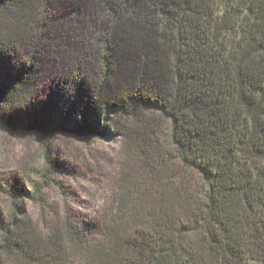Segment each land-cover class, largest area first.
<instances>
[{"label": "trees", "instance_id": "16d2710c", "mask_svg": "<svg viewBox=\"0 0 264 264\" xmlns=\"http://www.w3.org/2000/svg\"><path fill=\"white\" fill-rule=\"evenodd\" d=\"M0 110L38 143L125 142L98 238L0 201V264H264V0H0ZM45 150L33 191L15 179L43 208Z\"/></svg>", "mask_w": 264, "mask_h": 264}, {"label": "rangeland", "instance_id": "374dc122", "mask_svg": "<svg viewBox=\"0 0 264 264\" xmlns=\"http://www.w3.org/2000/svg\"><path fill=\"white\" fill-rule=\"evenodd\" d=\"M52 10L58 17L65 12L62 3L57 1ZM53 78L51 71L45 69L42 89L47 96H58L53 97L58 101L61 97L56 92ZM83 111V108L77 109V128H81L80 122L84 120ZM13 114L10 110H0V180L5 187L0 201L4 208L10 212L18 198L26 215L42 232L61 224L68 214L74 222L84 226L93 239L98 238L102 233L103 217L117 193L124 137L110 124H105L99 133L87 130L77 136L74 131H61L54 139L48 138L42 144L17 124ZM45 149L57 161L58 168L51 174V183L44 192L46 204L43 208L26 193L17 190L15 179L18 177L20 184H24L25 192L33 191L35 181L40 179L39 168L47 165Z\"/></svg>", "mask_w": 264, "mask_h": 264}]
</instances>
